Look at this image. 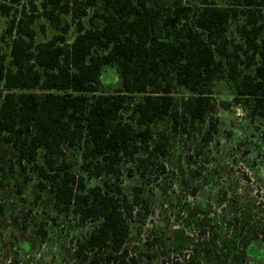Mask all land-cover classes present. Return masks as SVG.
<instances>
[{
    "label": "trees",
    "instance_id": "obj_1",
    "mask_svg": "<svg viewBox=\"0 0 264 264\" xmlns=\"http://www.w3.org/2000/svg\"><path fill=\"white\" fill-rule=\"evenodd\" d=\"M101 1L0 0V15L9 19L2 34L9 53L0 40V140L13 146L23 171L37 175L39 190L48 187L60 213L99 223L76 242L82 264H129L122 251L129 221L146 201L142 186L123 194L117 183L127 159H136L144 177L157 164L154 157L167 156L169 133L155 136L152 126L205 123L204 138L211 137L219 124V80L234 103L264 121V0H174L166 13L150 0ZM39 17L58 32L38 42ZM233 21L238 39L229 35ZM158 27L174 31V38L161 37ZM105 66L119 72L114 92L101 90ZM68 148L80 151L84 174L69 169ZM104 174L113 176L117 192L87 184ZM251 232L241 246L232 237L225 241L228 263L245 260L259 234Z\"/></svg>",
    "mask_w": 264,
    "mask_h": 264
},
{
    "label": "rangeland",
    "instance_id": "obj_2",
    "mask_svg": "<svg viewBox=\"0 0 264 264\" xmlns=\"http://www.w3.org/2000/svg\"><path fill=\"white\" fill-rule=\"evenodd\" d=\"M173 2L150 0L165 13ZM91 15L92 11L84 18L87 27ZM8 20L0 15V40L6 53L9 40L3 41L2 34ZM235 27L233 21L229 35L238 39ZM34 28L38 42L58 32L44 17L37 19ZM157 32L174 38L172 30L158 27ZM74 36L75 26L71 25L68 41ZM101 79L105 92H114L121 85L119 72L112 66L104 67ZM216 83L219 124L211 137L204 138L205 123L174 129L171 122L160 121L152 130L155 136L163 130L169 133L167 156L154 157L157 164H150L144 177L136 159H127L122 165L117 183L122 193L129 194L139 185L146 201L135 206L129 221L130 234L122 248L129 264H230L223 244L232 237L241 246L252 230L259 234L249 242L242 264H264V121L251 117L248 106L234 103L223 80ZM185 92L176 89L179 95ZM146 151L143 148L137 155ZM15 153L11 144L0 140V264H82L75 255L76 242L99 223H81L74 214L60 213L48 187L38 189L37 175L29 169L23 171ZM66 161L70 170L84 174L77 148L66 150ZM87 184L111 186L117 192L111 174L91 176ZM241 227H245L242 232ZM103 251L105 257L111 246Z\"/></svg>",
    "mask_w": 264,
    "mask_h": 264
}]
</instances>
